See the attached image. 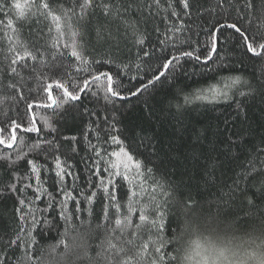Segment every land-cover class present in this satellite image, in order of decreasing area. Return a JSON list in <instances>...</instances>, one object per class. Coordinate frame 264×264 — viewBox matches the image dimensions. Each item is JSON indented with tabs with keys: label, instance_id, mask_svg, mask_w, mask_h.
Instances as JSON below:
<instances>
[{
	"label": "trees",
	"instance_id": "trees-1",
	"mask_svg": "<svg viewBox=\"0 0 264 264\" xmlns=\"http://www.w3.org/2000/svg\"><path fill=\"white\" fill-rule=\"evenodd\" d=\"M111 2L123 5L128 0ZM188 2L190 7L184 9L179 0H159V4L132 0L135 7L123 16L134 27H126L115 15L105 16L99 8L89 10L83 20L73 18L80 32L76 37L78 50L90 61L86 65L64 47L73 39L66 27L60 37L43 18L37 24V18L19 19L14 8L7 17L0 12V21L5 22L0 23V136L10 141L11 122L22 125L11 147L0 144L2 264H91L83 258L84 247L95 258L106 236L135 257L141 240L131 236L133 229L124 234L110 231L115 227L114 207L109 206L110 216L104 217L109 201L101 181L108 183L111 165L118 161L112 153L121 147L141 161L145 170H153L150 175L154 180L149 179V184L159 181L165 185L176 217L183 219L184 201L195 199L206 213H219L224 220L213 238L233 244L246 242L248 251H264L256 247L264 239V55L247 52L230 28L218 33L215 52L211 51L210 38L217 22L238 19L236 7L243 13L242 28L253 35L264 34V0ZM6 19L14 21L13 28L6 27ZM48 27H52L51 32ZM98 30L117 39H100ZM139 38L143 44L136 42ZM54 39L58 47H53ZM13 46L17 51L27 47L34 53L39 47L37 55L43 59L29 60L27 68L18 67V74H12L8 65L13 53L8 49ZM184 52L193 55H180ZM174 56L179 59L164 71L163 64ZM53 64L61 66L55 76L50 71ZM98 72L112 76L118 96L106 91L103 77L82 93L73 86ZM154 76L159 79L154 80ZM234 77L240 78V84L227 90V98H193L197 90L223 89ZM55 79L69 80V91L80 98L72 100L63 96L62 90H55ZM49 83H53L52 96L57 103L46 107L52 103L44 91ZM138 88L140 92H136ZM33 125L37 131L25 130ZM113 136L122 143L113 142ZM57 159L63 169L59 175ZM120 160L126 161V157ZM112 179L121 180L118 176ZM122 183L124 187L118 186L116 194L126 214L128 184ZM21 199L26 201L24 212L31 208L38 218L46 217L50 223L37 226L33 232L36 243L25 237L23 246H9L19 233L22 213L16 209L21 207ZM61 211L70 218L67 222ZM132 218L138 222L137 213ZM140 234L147 240L148 226ZM198 235L205 238L210 234L204 229L187 234L182 245L166 251L182 258L184 247ZM128 239L134 244H127ZM61 240L65 243H59ZM149 260L145 257L142 264H149Z\"/></svg>",
	"mask_w": 264,
	"mask_h": 264
},
{
	"label": "snow or ice",
	"instance_id": "snow-or-ice-1",
	"mask_svg": "<svg viewBox=\"0 0 264 264\" xmlns=\"http://www.w3.org/2000/svg\"><path fill=\"white\" fill-rule=\"evenodd\" d=\"M155 3L159 4V0H154ZM223 2V0H222ZM179 3L184 9L190 7L188 0H179ZM67 5V6H66ZM171 6V5H170ZM236 7V5H230ZM250 6V4H249ZM135 5L132 0H128L126 4L118 5L111 2V0H63V2L57 3L56 0H15L14 3H10L9 0H0V12L5 13V16L9 14L11 9H15L16 15L19 19L28 20L30 18H37L36 23L38 24L39 18H43L45 21L50 22L54 26L55 31L59 33L60 37L65 35V27L68 29L72 36V43L65 44V48H70L71 51L68 53L75 60L80 61L81 64H89L90 61L83 56V53L78 50V41L76 37L80 35V32L75 28L73 24V18L76 20H83L85 16L89 15V10L99 8L105 16H113L120 18L126 27H134L130 25L127 20L124 19L123 13L130 12ZM237 12L240 14L235 22L229 23L227 20L224 23L217 22L213 25V31L210 33L211 38V51L215 52L218 42V33L224 28H230L233 30L235 35H238L240 40L243 42L247 52L252 53L254 56L264 55V34H251L247 29L240 26V20L243 18V13L240 12L239 7H236ZM173 16H176L175 11L172 12ZM0 23H5L0 21ZM14 21L12 19H6V27L13 28ZM15 31V29H13ZM48 31H52V27H48ZM98 37L100 39H117L112 33H108L105 37L101 30H98ZM37 36V42L39 41ZM11 39V37H9ZM138 44H143V38L136 40ZM53 47H58V41L54 39ZM9 52L13 53V58L8 65V71L12 74H18V67L27 68V61H35L37 59H43L42 55L38 56L40 48L37 47L36 52L27 47L24 48L23 52L17 51L13 46L8 49ZM54 53V57H55ZM63 55V54H61ZM147 55V53H145ZM182 56H192L191 52L181 53ZM197 60L199 56L195 57ZM210 57H205L209 59ZM179 57H172L163 64L164 71H167L173 64L174 60H178ZM95 63V61H92ZM34 70V69H33ZM50 71L53 75H57L61 71V66L53 64L50 66ZM164 71L160 72V76L164 75ZM101 77L106 80V91L111 93L112 96H118L119 92L113 87V78L107 72H98L95 75L89 74L88 78L82 80L81 84H74L73 86L78 89V92H84L89 84H98L101 81ZM154 80H158L159 76H154ZM153 81L150 80L148 83L151 84ZM55 90H62L63 96L68 97L72 100L79 99V95L73 91H69V80L61 82L60 79L54 80ZM240 84V78L234 77L230 81L225 82L223 89L216 86L210 87L206 90H197L194 95L196 100H209L215 99L217 96H223L227 98L228 89L235 87ZM142 88H146L147 85H142ZM53 83L47 84L44 91L48 93L47 99L51 101V104L45 105L51 107L57 103V100L53 99L52 96ZM138 88L136 92H140ZM136 93H132L135 95ZM243 94V93H242ZM186 102H190L188 97H185ZM33 105L29 104L28 107L32 108ZM22 125L16 121L11 122V140L6 141L0 136V144L7 143L8 147L17 140L16 130L21 128ZM27 132L37 131L35 126L28 127L25 129ZM3 129H0L2 132ZM113 142L122 143L118 137H111ZM113 156L118 158V161L111 165L113 171L110 172L108 177V183L105 185L103 180L101 181V187L107 194L109 204L104 208V217L109 218V206L114 207L116 212L112 215L115 216L114 224L115 227L111 228V232L119 231L121 234L127 232L129 228H132L131 236L141 240V245L136 249V256L127 255L126 249L123 246H118L110 237L105 238L98 245L99 251H97L95 258L89 255L86 247H84L83 258H87L91 264H131L132 261H136V264H142L145 257H149V264H192L195 260V264H264V251L257 253L256 251H248L245 246L246 242L239 244H233L232 241H222L218 237L213 238L212 234L216 232L218 228L223 224L224 220L221 219L220 214L211 215L206 213L201 203L195 199H187L183 203V219L176 217L171 212L169 201L171 193L165 190V185L159 181H155L149 184L152 169H144L141 161L136 160L130 153L126 151L124 147L120 148L119 152H113ZM126 157V161L120 160V157ZM29 163H31L29 161ZM57 167L60 168V173L63 169L60 167V162L57 159ZM121 167L123 171H121ZM34 172L37 171L33 165ZM105 171H109L105 169ZM255 171V169H253ZM113 176L121 178L120 181L112 179ZM122 181H127V211L126 214L122 212V205L119 202V198L116 194L117 187H124ZM157 189L159 190L157 192ZM67 196L68 193H65ZM95 193H93V197ZM71 198V197H69ZM91 202L92 197H89ZM26 201L24 199L19 200L20 208H17V212L22 214L19 216L21 221L19 233L16 238L11 240L9 246L17 244L23 246L25 244V237L30 240L32 244L36 243L33 232L37 230V226L40 224H49L50 221L45 217L40 219L36 216L33 209L29 208L27 212L23 211V206ZM30 203V202H29ZM62 205L66 207V202H62ZM51 207V205H49ZM77 210L79 208L77 207ZM133 213L138 214V222L133 221ZM60 216L66 222L70 219L61 211ZM83 223V222H82ZM175 225V227H173ZM148 226V239L145 240L140 234L141 229ZM102 227V225H97ZM232 225L228 228L231 229ZM204 229L209 232V236L200 238L198 235L197 239L191 240L186 247L183 249L182 258L178 255L166 251L168 247L182 245L184 243V237L187 234L200 233V230ZM21 234H24L23 236ZM153 235L156 237L153 239ZM59 243H65L61 240ZM252 244L255 241L251 242ZM127 244L132 245L134 241L132 239L127 240ZM67 247V245H65ZM250 246V245H249ZM31 247V245H29ZM257 248H264V239H261V243L256 245ZM151 249V250H150ZM55 251V248L52 249ZM177 252H180L179 248H176ZM32 258V257H30ZM79 258V257H78ZM2 264V261H0Z\"/></svg>",
	"mask_w": 264,
	"mask_h": 264
}]
</instances>
